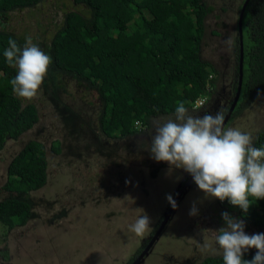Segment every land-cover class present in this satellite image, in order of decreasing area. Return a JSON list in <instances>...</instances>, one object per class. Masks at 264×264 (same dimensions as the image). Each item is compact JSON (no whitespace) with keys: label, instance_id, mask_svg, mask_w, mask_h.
<instances>
[{"label":"trees","instance_id":"16d2710c","mask_svg":"<svg viewBox=\"0 0 264 264\" xmlns=\"http://www.w3.org/2000/svg\"><path fill=\"white\" fill-rule=\"evenodd\" d=\"M42 1L0 0V21L14 11L33 8ZM208 1L73 0L76 6L85 10L65 13L50 43L42 48L53 61L42 84V95L58 118L59 113H63L66 117L61 121L65 119L67 126L74 130L68 133L67 126L61 123L63 134H69L70 140L77 142V147L94 148L105 157L115 156L121 149L133 152L129 144L139 142L131 143L128 139L142 133L140 127L150 128L155 118L174 116L178 101L189 109L197 101L211 98L213 77L205 70L216 72L201 56L203 37L206 31L209 32L206 20L213 12ZM237 1L228 2L236 5ZM244 2L241 0L236 6L238 14ZM210 35L221 37L217 31ZM9 38L15 39L21 47L24 43L23 39L0 30V152L8 140L17 141L39 122L37 107L23 105L11 87L10 81L17 69L9 66L3 56ZM242 39V87L229 122L264 94V0H249L242 19ZM233 52L236 56L235 97L239 69L238 36ZM65 78L97 95L100 110L94 119L91 112L82 111L64 99L67 96ZM85 136L90 140L81 145ZM110 140L120 141L121 149L117 143L112 145ZM146 144L141 143L143 150L133 153L144 154L143 158L145 154L152 157ZM254 146L264 148V132L259 134ZM71 148L75 147L72 145ZM51 150L56 155L61 154L62 141L54 140ZM109 161L113 166L117 165L116 159L111 157ZM47 166L44 144L38 140L28 141L8 163L4 189L10 194L0 199V230L4 235L33 220L39 221L36 214L38 203L32 194L47 185ZM157 172L158 169L151 172V178H155ZM232 211H238L246 225L264 229V199L252 201L246 213L239 206L227 210L229 214ZM3 254L9 258L8 253ZM254 255L247 252L244 259L251 260ZM201 264H223V260L221 256L209 257Z\"/></svg>","mask_w":264,"mask_h":264},{"label":"rangeland","instance_id":"374dc122","mask_svg":"<svg viewBox=\"0 0 264 264\" xmlns=\"http://www.w3.org/2000/svg\"><path fill=\"white\" fill-rule=\"evenodd\" d=\"M228 1L230 0L208 1L213 7V12L206 20V29L209 32L206 31V36L203 37L201 56L211 63L217 74L211 73L210 69L205 70L213 77L212 96L206 101L203 99L202 105L195 104L189 108L192 115L203 116L207 113L215 114L217 111L224 113L230 100L234 98L236 63L233 60L232 49L237 37V32L234 30L239 15L236 6L241 4V0H238L236 5ZM84 10V7L76 6L73 0H43L33 8L10 13L6 19L0 21L2 23L0 25H3L0 30L8 31L15 37L23 39V45L26 43L25 38L30 36L33 43L38 46L43 44L41 48H44L50 43L57 26L61 25V17L65 13H82ZM230 24L231 30L225 28ZM215 31L220 32L221 37L210 35ZM224 36H229L227 42L222 39ZM65 89L67 96H64V99L69 100L74 107L79 106L82 111L91 112L93 119L96 117L95 114L100 110V102L93 91L77 85L70 78H65ZM17 97L23 105L34 104L37 107L39 122L17 141L8 140L0 152V199H5L10 194L4 189L8 163L30 140H38L44 144L48 163V183L32 194L38 203L36 214L42 215V219L31 221L25 228L17 230L15 228V231L7 236L0 230V244L3 243L0 246V264H123V261L134 252L130 248L132 244L138 243L147 234L138 236L130 230V225L142 214L139 208L155 222L159 211L164 212L168 207L166 197L173 196L172 190L176 186L180 187L190 176L182 169H173L169 172V165L166 162H157L152 157H148V154L143 158L144 154L133 153L143 150L140 147L143 142H147L146 147H150L151 137L154 135V121L173 116L155 118L151 121L150 128L140 127L142 133L134 139H128L131 143L139 142L136 145L129 144L133 152L131 149L128 152L121 149L120 141L110 140L112 145L117 143L121 150H117L115 156L105 157L94 151V148L85 151L77 147V142L70 140L69 134H63L61 123L67 126L68 122H64L65 119L61 121V118L66 116L59 113L58 118L41 91L30 100ZM259 98L225 126L239 127L242 131L250 133L253 136V143L258 135L264 132V94ZM66 130L68 133L74 131L70 125ZM85 137L86 139L80 141L81 145H85V141L90 140L88 136ZM56 139L62 141V152L59 155L51 150V144ZM72 145L75 148H71ZM109 147L112 149L111 145ZM111 157L116 159L117 165L113 166L109 161ZM148 160H150L149 164ZM143 165L150 167L144 168ZM156 169H158L156 177L150 179L152 175L147 174ZM195 191L200 192L202 198H198L208 201L209 206L214 203V198H205V193L199 190L196 184H193V188L190 187L187 192L192 200H195L196 195L199 194L193 195ZM123 193H125L124 198L117 200V197ZM187 194L180 198L173 212L172 222L163 228L160 240H157L154 248L151 249V252L156 248L157 251L164 252L166 246L161 249L159 241L170 243L171 249L166 251L161 264H200L206 258L218 257L202 251L199 243L201 239L197 237L199 235L197 230L200 227L195 229L192 226L189 230L191 238L186 239L188 244L186 248L180 243V236L176 237L172 231L174 226L177 233L185 237L182 232L185 217H182V213L187 210L188 205L185 202ZM113 211L118 214L117 219L111 213ZM204 213L203 210L197 217L203 216ZM222 213L223 210H219L210 218L204 237L212 238L216 234L215 230L224 226ZM230 215L241 220L238 211H232ZM193 218L194 216H189L188 220ZM47 219L54 220L52 225L45 227L39 225L40 222L45 224ZM41 229L45 231V238L41 234L43 233ZM244 230L249 235L264 233V229L246 224ZM169 233L171 235L168 236ZM133 240L135 242H132ZM197 240L199 242H196ZM40 241L41 243L38 244L37 242ZM44 241L45 245H43ZM256 251V249L248 250L251 254H256ZM4 252L8 253V259L2 257ZM150 258L146 256L140 264H152L149 262Z\"/></svg>","mask_w":264,"mask_h":264},{"label":"clouds","instance_id":"9594fccd","mask_svg":"<svg viewBox=\"0 0 264 264\" xmlns=\"http://www.w3.org/2000/svg\"><path fill=\"white\" fill-rule=\"evenodd\" d=\"M3 25H0L2 28ZM21 47L8 39L3 56L9 66L17 69L10 84L13 92L30 100L41 91L52 57L30 36ZM173 117L153 122L154 135L149 150L157 162H166L169 172L182 169L190 174L205 198L228 200L245 213L254 200L264 199V148H257L253 136L239 127H225L224 115L217 111L203 116L192 115L183 102H177ZM173 209L177 207L171 195L166 197ZM141 215L130 230L141 236L151 230L152 218L140 209ZM190 216L198 215L195 204ZM224 226L215 230L212 238L203 237L202 251L221 256L223 264H264V233L247 234L243 220L223 212ZM249 249L254 257L244 259Z\"/></svg>","mask_w":264,"mask_h":264},{"label":"flooded vegetation","instance_id":"af4514ba","mask_svg":"<svg viewBox=\"0 0 264 264\" xmlns=\"http://www.w3.org/2000/svg\"><path fill=\"white\" fill-rule=\"evenodd\" d=\"M238 17H239V15H238ZM225 28H227V29H230L231 30V24L229 25V26H225ZM234 30L237 32V36L239 37V34H238V20L236 21V23L234 24ZM229 33H231V32H228V34ZM229 38V36H224V38L222 37V39L225 41V42H227L226 40ZM230 41V40H229ZM232 51H233V49H232ZM233 53V52H232ZM233 60H234V63H236L235 61H236V56L233 54ZM206 100H208V98H206L205 99V101ZM212 108V107H211ZM230 120V119H229ZM228 123H229V121H228ZM227 123V124H228ZM226 124V125H227ZM259 136V135H258ZM256 141V140H255ZM254 145H255V143H254ZM82 147V146H81ZM83 150H85V151H87L88 149H83ZM158 168H161V167H158ZM151 172L152 171H150V174L148 173L147 175L149 176H151ZM175 174V173H174ZM178 175H180V172H178ZM177 174H176V176H178ZM179 178V177H178ZM150 179H153V178H150ZM189 182V183H188ZM188 183V184H187ZM193 184H195L194 183V181H193V178H192V176L190 175L184 182H183V184L180 186V187H178V186H176V188H174L173 190H172V198L175 200V198L178 196V200H177V202H176V204H178L179 203V200H180V198L186 193L187 194V192H188V189L191 187V188H193ZM184 188V189H183ZM176 189V191H174ZM137 190L135 189L134 190V192H136ZM144 193V192H143ZM143 193H141V194H143ZM199 193V194H198ZM124 194L125 193H123L120 197H117V200H119V198H124ZM195 194H198V195H196L197 196V198H195V200H192L191 198H190V195L189 194H187L186 196V199H185V202H186V204L188 205L187 207H186V212H184V213H182V217H185V219H184V224H183V226H184V228H183V230H182V232H184V234H185V237L182 235V234H179V233H177V231H176V228L173 226V229H172V231H173V233L174 234H176V237H177V235L178 236H180L179 237V240H180V243H183V248H186V247H188V244H187V242H186V239L187 238H191V235H190V233H189V230L190 229H192V226H194V228L196 229L197 227H200V229H198L197 230V234H199L197 237L198 238H200L201 239V242H202V238L204 237L203 235L205 234V229L206 228H208V226H209V222H210V218L211 217H213V215H215L216 213H217V211H219V210H223V212H227V210H229V207H227V206H225V205H222L220 202H219V200L218 199H216V198H214V203H212L210 206H209V202L208 201H203V199H201L202 197H201V194H200V192H198V191H195V192H193V195H195ZM140 197H142V195H140ZM198 197H201V198H198ZM193 204H195V206H196V208L198 209V215L199 214H201L202 212H203V210H204V215L203 216H200V217H197L198 215H196V216H194V218L192 219V220H188V218H189V212H190V209L192 208V206H193ZM170 203L168 202V207L166 208V210L163 212V210H161V211H159V214H158V216L156 217V219H155V222H153V224H152V226H151V230L149 231V232H147V234H146V236L143 238V239H140L139 241H138V243H135V244H132V247H130V248H132L133 249V253L132 254H130L131 256L127 259V260H124L123 261V264H134V262L137 260V259H139L138 260V262H139V264L144 260V258L146 257V256H150L151 258L149 259V262H151L152 264H157V263H159V264H161L162 263V258H163V256L165 255V253H166V251L167 250H170L171 249V245H170V243L167 241V242H164V241H159V247L161 248V249H163L164 248V245L166 246V250L164 251V252H162V251H157L156 249L155 250H153L152 252H151V249H153L154 248V244L157 242V240H160V238L159 237H161V232H162V230H163V228L164 227H166L167 225H168V223L170 224V222H172V220L173 219H171L172 218V216H173V212H174V210L175 209H173V211H172V213L170 214V216L168 217V219H166L165 217L167 216V214H168V210H169V208H170ZM42 207H43V205H42ZM44 213H45V210H44ZM113 215H115V219H117L118 218V214H115V212L113 211V212H111ZM164 213V214H163ZM152 214H153V212H152ZM106 215V214H105ZM110 216V215H109ZM152 216V215H151ZM52 218H56V216H52ZM217 218H219L218 216H217ZM38 219L40 220V219H42V215H39L38 216ZM215 219V218H214ZM52 222H54V220H52V219H47V221H45V224H41V222H40V224L41 225H43L42 227H45V225L46 226H49V225H52ZM163 225V228H161L160 229V227ZM28 226V224L27 225H25V226H22V227H18V228H16V230L17 229H20V228H25V227H27ZM55 230H56V228H55ZM14 230H12V232H13ZM11 232V233H12ZM44 233H45V231H43V233H41L42 234V236H43V238H45L44 237ZM169 235H171L170 233L168 234V236ZM159 238V239H158ZM192 238H194V237H192ZM194 240H195V238H194ZM153 241V242H152ZM172 241V240H171ZM132 242H135V240H133ZM151 242H152V244H151ZM196 242H199L198 240L196 241ZM200 243V242H199ZM3 243H1L0 244V246L2 245ZM151 244V245H150ZM43 245H45V241L43 242ZM1 249V248H0ZM186 250L184 249V251L183 252H185ZM1 252V251H0ZM143 255V257L142 258H140V256H142ZM184 256V255H183ZM2 257L3 258H5L6 257V255H2ZM183 258V257H182ZM21 261H23V260H21ZM202 263V262H201ZM200 263V264H201Z\"/></svg>","mask_w":264,"mask_h":264},{"label":"water","instance_id":"95a60500","mask_svg":"<svg viewBox=\"0 0 264 264\" xmlns=\"http://www.w3.org/2000/svg\"><path fill=\"white\" fill-rule=\"evenodd\" d=\"M249 0H245L240 13H239V17H238V34H239V69H238V83H237V89H236V93H235V97L233 99V102L231 104V106L229 107L228 112L226 113V115L224 116V126H226V124L228 123L232 112L234 111L235 106L237 105L239 96H240V92H241V87H242V66H243V39H242V19H243V14L245 11V8L248 4ZM189 183V182H188ZM187 183V184H188ZM184 189V188H183ZM178 200V196L175 198V201L177 202ZM173 208L172 206H170L169 210H168V214L165 217L166 219H168V217L170 216V214L172 213ZM163 228V225L160 227V229ZM153 242V241H152ZM151 242V244H152ZM150 244V245H151ZM142 256H140V258H142ZM139 259H137L134 264H139L138 262Z\"/></svg>","mask_w":264,"mask_h":264},{"label":"built area","instance_id":"2783aa9c","mask_svg":"<svg viewBox=\"0 0 264 264\" xmlns=\"http://www.w3.org/2000/svg\"><path fill=\"white\" fill-rule=\"evenodd\" d=\"M202 103H203V99L197 101V102H196V105H202ZM218 200H219V199H218ZM219 202H220L222 205H225V206H227V207H232V206H233V205H231V204L228 202V200H225V201H223V202H221V201L219 200Z\"/></svg>","mask_w":264,"mask_h":264}]
</instances>
